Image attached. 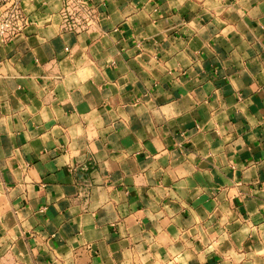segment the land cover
I'll return each instance as SVG.
<instances>
[{"label": "crops", "instance_id": "1", "mask_svg": "<svg viewBox=\"0 0 264 264\" xmlns=\"http://www.w3.org/2000/svg\"><path fill=\"white\" fill-rule=\"evenodd\" d=\"M93 2L0 43V264H264V0Z\"/></svg>", "mask_w": 264, "mask_h": 264}, {"label": "built area", "instance_id": "2", "mask_svg": "<svg viewBox=\"0 0 264 264\" xmlns=\"http://www.w3.org/2000/svg\"><path fill=\"white\" fill-rule=\"evenodd\" d=\"M60 4L57 15L61 32H86L97 18L93 0H56ZM23 0H0V43L23 34L35 26V20L22 7Z\"/></svg>", "mask_w": 264, "mask_h": 264}]
</instances>
